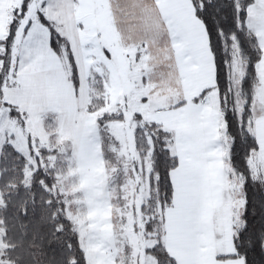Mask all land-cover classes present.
Listing matches in <instances>:
<instances>
[{
	"label": "snow or ice",
	"instance_id": "obj_1",
	"mask_svg": "<svg viewBox=\"0 0 264 264\" xmlns=\"http://www.w3.org/2000/svg\"><path fill=\"white\" fill-rule=\"evenodd\" d=\"M61 84L137 149L132 264H264V0H0V119Z\"/></svg>",
	"mask_w": 264,
	"mask_h": 264
},
{
	"label": "rangeland",
	"instance_id": "obj_2",
	"mask_svg": "<svg viewBox=\"0 0 264 264\" xmlns=\"http://www.w3.org/2000/svg\"><path fill=\"white\" fill-rule=\"evenodd\" d=\"M35 96L40 95L45 98V102L36 101V110L38 117L43 119L41 123L44 126V134L47 135L46 141L43 136L37 135L31 127V118L23 120L16 116L8 117L5 115L0 119V148L3 144H12L15 150L24 155L26 166L24 169V182L30 183V179L35 178V172L39 168L54 167L55 160L67 159L72 164V157L69 152V144L56 139L58 120L55 122V114L60 110L64 101L69 102L72 96L71 86L59 85L56 88L43 90L39 93L32 92ZM52 109V111H45ZM49 113V114H48ZM57 124V125H56ZM259 134L264 137V127L258 129ZM42 135V134H41ZM104 149L102 154L106 162V179L108 189L113 194L114 210L113 228L110 231L108 241L105 243L97 242L91 232L100 230L94 218L82 219L81 214L76 210L86 213V205L79 198V205L73 206V211H68V218L73 221L71 224L79 235V244L83 247L86 264H132L134 254L140 252L144 256L142 245L144 243L141 232V216L143 211L140 202L147 195V182L143 178L145 174L141 170L140 160L137 150L133 146L131 135L126 138V143L116 144L108 136L103 138ZM61 146V149L57 147ZM44 149L46 159L40 155L41 149ZM63 149V152H60ZM105 150V151H104ZM68 170L61 175L55 174L56 181L54 187L57 188L55 194H66L68 188L74 187L72 193L79 196L77 187L76 172L72 168L74 164L69 165ZM56 167V166H55ZM67 168V167H66ZM42 170V169H41ZM54 191V188H53ZM137 193V194H136ZM1 204V198H0ZM96 204H91L93 211ZM76 209V210H75ZM67 210H70V208ZM88 210V207H87ZM85 215V214H84ZM146 219V217H145ZM94 224V225H92ZM89 225V229H88ZM89 231V232H88ZM97 236V234H95ZM4 245L1 242L0 234V264H12L4 257Z\"/></svg>",
	"mask_w": 264,
	"mask_h": 264
},
{
	"label": "trees",
	"instance_id": "obj_3",
	"mask_svg": "<svg viewBox=\"0 0 264 264\" xmlns=\"http://www.w3.org/2000/svg\"><path fill=\"white\" fill-rule=\"evenodd\" d=\"M44 153L42 148L40 155L46 159ZM70 162L59 159L54 167L38 168L26 184L24 155L12 144L1 146L0 234L4 257L12 264H86L79 235L68 218L73 206L82 207L78 196L70 188L65 196L55 194V174L63 175Z\"/></svg>",
	"mask_w": 264,
	"mask_h": 264
},
{
	"label": "crops",
	"instance_id": "obj_4",
	"mask_svg": "<svg viewBox=\"0 0 264 264\" xmlns=\"http://www.w3.org/2000/svg\"><path fill=\"white\" fill-rule=\"evenodd\" d=\"M33 97L35 95L30 93L27 98L11 96L9 99L14 105L18 104L29 109L32 113L31 127L37 135L43 136L40 139L46 141L47 135L43 132L44 126L41 123V118L38 117L39 112L35 109L36 101ZM78 105L82 108L83 102L74 97L73 94L69 102L64 101L62 103L60 110L57 112L60 118L57 123L59 126L57 127L56 139L58 138V141L67 142L70 145L68 147L69 153L72 157V164H74L72 169L76 172L77 187L80 192L77 200L79 201V198L80 201L83 199V203L86 205V213L83 211H80V213L82 219L85 216H88L86 218H91L92 216L95 219L96 222L94 224L100 230L93 231L92 229L91 234L97 238L96 241L98 243L101 242L103 244L108 241L109 233L113 228L114 210L112 205L110 207V204H114V199L112 192L108 189L105 171L106 162L102 154V144L96 136L94 122L89 119L92 114L78 110ZM70 190L73 191L75 188L71 187ZM80 201L79 203H81ZM94 203L96 206H94L95 209L93 211L91 204Z\"/></svg>",
	"mask_w": 264,
	"mask_h": 264
}]
</instances>
